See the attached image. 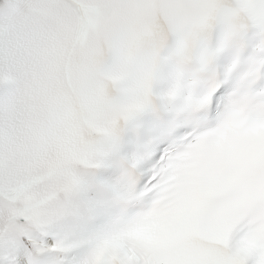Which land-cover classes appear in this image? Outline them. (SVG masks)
Masks as SVG:
<instances>
[{"label": "snow or ice", "instance_id": "snow-or-ice-1", "mask_svg": "<svg viewBox=\"0 0 264 264\" xmlns=\"http://www.w3.org/2000/svg\"><path fill=\"white\" fill-rule=\"evenodd\" d=\"M0 264H264V0H0Z\"/></svg>", "mask_w": 264, "mask_h": 264}]
</instances>
